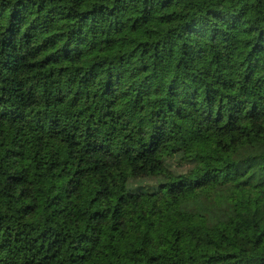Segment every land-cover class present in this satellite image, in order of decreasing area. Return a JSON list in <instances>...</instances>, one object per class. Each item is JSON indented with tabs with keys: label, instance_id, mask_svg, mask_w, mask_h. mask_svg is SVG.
Masks as SVG:
<instances>
[{
	"label": "trees",
	"instance_id": "trees-1",
	"mask_svg": "<svg viewBox=\"0 0 264 264\" xmlns=\"http://www.w3.org/2000/svg\"><path fill=\"white\" fill-rule=\"evenodd\" d=\"M239 3L0 0V264H264V0ZM238 56L246 114L200 121L214 164L167 188L160 165L201 161L166 158L159 125L115 146L141 113L182 117L152 87L169 62L168 97L203 79L211 102Z\"/></svg>",
	"mask_w": 264,
	"mask_h": 264
},
{
	"label": "clouds",
	"instance_id": "clouds-1",
	"mask_svg": "<svg viewBox=\"0 0 264 264\" xmlns=\"http://www.w3.org/2000/svg\"><path fill=\"white\" fill-rule=\"evenodd\" d=\"M252 3H255V0H252ZM236 7H242L243 5L239 3V0H236ZM264 14V13H262ZM255 13H251L250 16H254ZM247 27V25H244ZM208 32L209 36L213 29L218 27L215 21L209 20L208 22ZM202 46L209 48L211 52V42L210 39H205L202 42ZM243 57L238 56L236 59L232 60L231 63L235 65V68L232 69L231 79L237 81L236 87L234 89H229L225 95L217 97L215 100L209 102L205 100V88L208 86L211 81L205 82V80H200L197 83H193L191 79L178 83L176 89L177 96L175 98L167 96V87L171 83L173 77L177 76V71L175 70L174 62L171 63L172 67L165 72L160 74L159 79L155 80L152 84L153 88L161 89V98H166V102H173L176 107H178L182 112V117L170 116L165 117V120H151L147 119L149 116L148 112L141 113L142 117H145L144 122L140 123L139 119H132L131 125L127 128L126 131H121L115 134V146H125L131 145L134 147H139L141 143L146 142L151 138L154 133L157 131V126L159 125V132H161L172 144L179 146V143L182 139H186L195 132V125L199 124L200 121L209 115H215L217 112H221L225 123H227V117L229 115V110H235L234 105H239L241 108H244V105L241 102H246L251 99V94L248 91H242L241 85L242 81V69L240 68L239 60ZM215 79V78H213ZM180 81H183V76H180ZM199 90V103L195 108H190L185 102L190 94ZM223 93L224 90H221ZM264 94V93H262ZM235 97V99H233ZM245 114L247 109L244 108ZM125 136L128 137V140H125Z\"/></svg>",
	"mask_w": 264,
	"mask_h": 264
},
{
	"label": "rangeland",
	"instance_id": "rangeland-1",
	"mask_svg": "<svg viewBox=\"0 0 264 264\" xmlns=\"http://www.w3.org/2000/svg\"><path fill=\"white\" fill-rule=\"evenodd\" d=\"M216 135L207 131L200 123L195 125V132L186 139H182L179 146L172 144L170 141L164 149L166 158H175L179 154L189 153L191 156H196L201 163L197 168L193 169L191 165L185 164L184 167L177 165L176 158L169 161L167 164H162L158 168V173L167 182L168 188L171 184L178 183L182 180H187L188 175H194L196 172H202L208 165L216 162L217 147Z\"/></svg>",
	"mask_w": 264,
	"mask_h": 264
}]
</instances>
